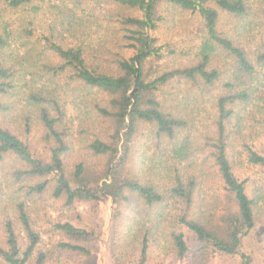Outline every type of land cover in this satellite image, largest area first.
Here are the masks:
<instances>
[{
  "label": "trees",
  "instance_id": "trees-1",
  "mask_svg": "<svg viewBox=\"0 0 264 264\" xmlns=\"http://www.w3.org/2000/svg\"><path fill=\"white\" fill-rule=\"evenodd\" d=\"M97 1L0 0V166L10 160L2 180L13 179L7 186L18 183L23 194V198H12L16 219L3 220L1 225L0 264H46L51 255L42 246L48 236V240L54 238L57 250L89 255L81 244L89 236L84 228L69 221L50 224L48 231L37 228L30 203L47 192L74 212L83 203L97 204L103 198L111 201L114 218L122 215L123 206L129 208L133 217L126 222V232L142 229L135 237L138 264H146L149 248L160 242L162 236L156 232L163 214L158 211L172 199L182 206L175 223L191 235L198 252L211 249L250 264L244 246L253 233L257 237L264 234V226L258 231L255 222L264 196L258 190L249 196L245 181L236 177L228 154L227 128L235 120L232 129L237 130L242 114L252 111L251 105L264 114V47L247 51L218 28L220 13L235 19L249 16V1L104 0L101 19L89 5ZM260 5L264 10V0ZM175 9L197 15L200 41L191 53L193 63L159 72L156 61L162 57V48L154 32L168 21L164 13ZM47 16L51 25L37 39L36 26ZM38 45L43 49L35 55ZM44 53L46 59L39 58ZM217 58L224 61L222 67L217 66ZM47 73L56 79L53 83L62 77V87L69 92L82 91L87 96L93 91L102 96L105 106L94 104L92 109L110 124V131L99 137L80 125V135L93 133L86 149L100 160L98 165L82 159L66 171L65 155L71 152L75 135L65 126L68 110L56 95L59 88L48 90L38 84ZM172 83L186 85L194 98L189 102L187 94L179 102L180 110L168 112L166 99L160 100L158 94ZM28 85L24 99L26 106L36 109L44 130L46 159L34 157L16 131L4 125L9 100L20 97V90ZM211 91L215 93L209 100L214 119L200 137V130L194 129L195 116L188 113L203 111V101ZM24 120L27 128L29 113ZM144 126L155 142L162 140L168 147L165 157L170 176L165 181L142 171L146 166L143 157L134 162V148ZM193 137L202 142L203 149L192 148ZM205 149L221 183V199L212 202L201 198L204 175L185 174L196 153ZM244 153L247 163L264 173V155L248 145ZM144 210L149 218L140 214ZM126 238L113 233L110 254L117 264L127 258ZM166 239L179 264L190 250L187 238L181 231H172Z\"/></svg>",
  "mask_w": 264,
  "mask_h": 264
},
{
  "label": "rangeland",
  "instance_id": "rangeland-1",
  "mask_svg": "<svg viewBox=\"0 0 264 264\" xmlns=\"http://www.w3.org/2000/svg\"><path fill=\"white\" fill-rule=\"evenodd\" d=\"M54 1V0H53ZM250 3L251 12L249 16L242 19H235L232 16L220 13L218 22V28L225 34L232 37L238 45H241L250 52L262 50L264 47V10L261 8V0H248ZM92 6V12L100 19L102 18L103 11L106 8L104 0H99L89 4ZM90 12V8H89ZM92 15V13L90 12ZM165 17H168V21L162 23L159 29L154 32V36L158 40V46L162 48L160 55L161 59H158L156 68L159 72L166 69L179 68L186 66L191 61L194 47L199 43L201 33L199 31L200 23L197 15L189 12H182L180 10H172L170 14L164 13ZM40 20V25L36 32V38L39 39L41 34L46 33L49 29L50 17ZM65 37V33H64ZM42 40V39H41ZM43 42V40H42ZM42 45H38L34 49V54L42 52ZM173 50V52L171 51ZM192 53V54H191ZM39 58H44L43 54ZM222 58H217V66L222 67L224 61ZM50 75L47 73L39 79V85L50 88L52 90L56 86L59 94H56L61 99V103L65 104L67 120H65L66 127L75 135L74 141H72L71 152L65 155V168L69 171L73 166L79 162V160H86L89 165H98L100 160L91 157L89 151L86 149L88 143L92 140L93 133L99 137L106 135L110 131V124L102 120L97 113H94L93 105L99 104L105 106L102 96L93 91L89 95L83 96L81 92H69L62 86L64 84L62 77L53 83L50 79ZM20 84V85H19ZM56 84V85H55ZM21 86V83H18ZM38 85V86H39ZM30 90L29 85L27 88H23L20 93V97L16 96L9 100L8 104L11 105L9 114L5 117V123L8 128L15 130L19 138L30 149L31 154L37 158L46 159L48 156V148L44 144L43 135L44 130L40 124L37 116V111L31 106H26L24 96ZM67 91V92H66ZM53 92V91H52ZM51 92V93H52ZM212 92V91H211ZM189 94V102L192 100L193 91L181 83H172L169 86L164 87L158 94L160 100L166 99L165 105L166 111H178L182 107L180 106V100H185V96ZM215 93H209V99H204L203 111L197 113V111L189 112L188 115L196 120L194 129L200 130V137L203 132L207 130V127H211L212 120L214 119V113L210 106L209 100ZM171 96V97H169ZM208 95H205V98ZM194 98V97H193ZM182 104H185L182 102ZM252 111L250 113L242 114L240 119L239 128L233 130L235 126V120L228 126L227 134L230 139L228 145V154L230 156L231 163L234 168V173L240 181H245L246 192L249 196L253 195L257 190L264 196V173L258 168L247 163L244 146L248 145L259 155H264V114L261 113L258 107L251 105ZM190 109V107H189ZM93 110V111H92ZM29 113L30 120L28 121V127L25 128L24 115ZM197 113V114H196ZM176 114V113H175ZM181 114V113H180ZM80 125L91 128V132L80 135ZM193 129V130H194ZM142 135L136 142L137 145L134 148V162L140 161L141 157L145 159V167L142 171H148L154 177L160 178V181L168 179L169 163L165 157V151L168 150L166 143L162 140L155 142L156 139L151 133L148 126L140 128ZM194 136H196L194 134ZM193 149H203L201 141L196 137L191 139ZM194 142L196 145H194ZM159 145V147L156 146ZM10 160H6L3 166H0V242L3 237L2 223L3 220L12 219L14 221L16 216L13 212L14 201L13 197L23 198L22 192L19 190V184H13L11 181L5 182L2 180V172L8 170V164ZM133 162V161H130ZM138 164L136 165V167ZM152 169V170H151ZM185 174L201 173L204 175L201 198L206 202H212L214 200L221 199V183L218 178L216 168L207 153V150L201 154L196 153L192 159L190 165L186 168ZM157 175V176H156ZM24 185V184H23ZM22 185V186H23ZM63 200H56L50 196L47 192L41 199H34L33 203H30L31 216L36 219V226L40 230H50V224L55 222L69 221L71 225L78 228H84L89 236L81 243L89 250L88 256L78 255L76 253L57 250L55 248L54 238L48 240L45 237V244L42 249L50 252V258L46 264H117L111 257V243L114 231L120 233V237L126 236V255L127 258L123 264H138V251L135 237L139 236L142 229L137 227L132 228L131 232H126L128 220L132 219L133 215L129 208L122 207V215L118 218H114L112 212L113 205L107 198H103L97 204L89 202L79 205V210L74 212L63 206ZM260 210L257 211L256 218V230L259 231L264 226V199L260 202ZM162 220L157 225V234L162 236L160 242L157 241V245L149 248L147 253L146 264H178L170 251V243L168 239L164 240V237L172 231H181L189 242L190 250L185 258L180 261L179 264H244L238 257H229L226 255L212 253L211 249L207 252H198L197 245L192 240L191 235L187 230L180 225H177L176 220L182 214V206L178 200H169L163 207ZM156 211L151 212V216ZM142 217L149 214L147 211L140 212ZM156 228H152L151 231L155 232ZM134 236V237H133ZM152 239V237H151ZM121 241H123L121 239ZM244 251L250 258V264H264V234L258 237L253 233L250 238L246 240ZM52 253V254H51Z\"/></svg>",
  "mask_w": 264,
  "mask_h": 264
}]
</instances>
